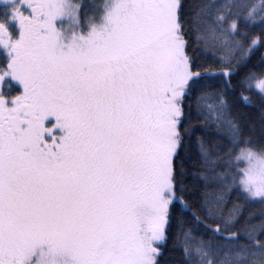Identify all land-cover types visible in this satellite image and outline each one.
<instances>
[{
  "label": "snow or ice",
  "instance_id": "6c2138e0",
  "mask_svg": "<svg viewBox=\"0 0 264 264\" xmlns=\"http://www.w3.org/2000/svg\"><path fill=\"white\" fill-rule=\"evenodd\" d=\"M0 4V93L6 77L22 86L10 107L0 94V264H160L176 201L192 217H177L180 264H264V190L230 195L233 147L253 138L228 98L233 75L264 48V0H193L191 15L183 0H104L92 11L83 0ZM61 18L74 28L67 43ZM237 83L246 103L258 93L264 134V71ZM197 124L194 205L183 180L177 192L176 164ZM250 201L258 220L245 215Z\"/></svg>",
  "mask_w": 264,
  "mask_h": 264
},
{
  "label": "trees",
  "instance_id": "16d2710c",
  "mask_svg": "<svg viewBox=\"0 0 264 264\" xmlns=\"http://www.w3.org/2000/svg\"><path fill=\"white\" fill-rule=\"evenodd\" d=\"M91 0H83V3L88 7L90 10L92 8V4H90ZM183 3L186 5L185 13L186 15H191V12L188 10L187 6L193 3V0H183ZM6 6H0V8H3ZM27 11V10H25ZM188 40H189V51L195 50L196 53L200 52L199 48H196V33L189 29L188 32ZM264 51V48H257L256 51L251 55L250 59L247 62V65L245 68L241 69V71L232 77V83L236 86L233 90H231L228 94L229 100L233 103L234 109L238 113H242L244 117V131L245 134H250L252 136V140L249 142V145H251L254 148L260 149L264 147V134L261 133L260 128V118H259V98L258 93H256L254 90L250 94L251 103H246L241 100L239 93L241 91H244L245 95H249V92L247 89H244L241 85H239L237 82L240 79L241 74L246 71L247 69H251L256 73H260L261 71H264V63H261L260 61V53ZM7 56L6 54L0 50V67L5 66L7 63ZM211 83L214 87H220V82L217 80H212ZM6 85H10V87H6L3 89L2 93L5 97L8 99H11V97H14L18 94H20L21 88L12 83L11 81H6ZM193 104L195 101V94L192 98ZM185 110L187 111V102L185 103ZM193 116H195V113L193 112ZM46 121V120H45ZM254 126V127H253ZM57 132L54 130V134ZM198 134H203V128L197 124L192 131V134L190 137H186L185 139L188 142V149H187V155L185 154V150L183 146L180 149V157L177 158V164H176V171H177V192L179 193V184L180 181L183 180V183L188 186L187 189L183 192L184 197L189 201L192 202L194 205L196 204V201L199 200L200 192L203 190L202 185L203 181L198 178V176H194L193 173H199L203 169L201 168V160L200 155L198 151V145L196 142V136ZM224 139L223 137H221ZM225 143H227V140L225 139ZM244 143V140L241 139L236 146L233 147V151L231 155L235 153L237 148H239ZM181 163L183 164V167L186 169L183 176L180 175V167ZM225 165L223 163L219 164L217 166V170H223ZM233 167L235 165L233 164ZM193 185H196L197 187L194 190ZM239 191V186L237 185L236 188L233 189L232 193L230 194L233 198L236 196L237 192ZM241 197H243V193H240ZM229 206H231V200L229 201ZM261 205L259 201H250L245 209V215L247 213L252 212L255 213V215L252 217V219L258 220L259 217V209ZM182 206L179 204L178 201L174 202L173 207V219L171 226L168 229V238L167 241L162 244V254L159 256L160 264H180L182 251L178 247H174L173 243L177 234V217L183 215L184 217L191 219V214L187 212L181 211ZM243 219V217H241ZM185 227H188L186 224ZM193 231H196L197 234H200L199 230L194 229Z\"/></svg>",
  "mask_w": 264,
  "mask_h": 264
},
{
  "label": "clouds",
  "instance_id": "9594fccd",
  "mask_svg": "<svg viewBox=\"0 0 264 264\" xmlns=\"http://www.w3.org/2000/svg\"><path fill=\"white\" fill-rule=\"evenodd\" d=\"M70 29L71 25L66 28ZM232 162L237 169V185L242 192L251 195L257 189L264 190V148L242 144L232 155Z\"/></svg>",
  "mask_w": 264,
  "mask_h": 264
},
{
  "label": "rangeland",
  "instance_id": "374dc122",
  "mask_svg": "<svg viewBox=\"0 0 264 264\" xmlns=\"http://www.w3.org/2000/svg\"><path fill=\"white\" fill-rule=\"evenodd\" d=\"M104 2V0H91L90 1V4H92V8L89 10V11H92V9L96 6H99V5H102ZM101 19L99 16H95L94 19H93V23H101ZM68 23V21L64 20V19H57L56 21H54V25L58 28V30H61L62 31V34H63V37H64V42L67 43L69 37L71 36V32L74 30V28H71L70 30H66V28L64 27L66 24ZM14 28V33L12 32V29ZM10 29L11 31V36L13 39L17 38L18 37V29H16L15 27H13ZM79 31H80V34L81 35H87V32L89 31V26L87 24H85L83 21L81 22V24L79 25ZM1 51H3L5 53V50L3 48H0ZM6 54V53H5ZM11 80L12 82L19 84V82L17 81H13L10 77H6L5 78V81L6 80ZM4 81V82H5ZM7 106H11V99L10 100H7ZM55 135L59 136V135H62V132L60 133H56ZM49 140V139H48Z\"/></svg>",
  "mask_w": 264,
  "mask_h": 264
},
{
  "label": "flooded vegetation",
  "instance_id": "af4514ba",
  "mask_svg": "<svg viewBox=\"0 0 264 264\" xmlns=\"http://www.w3.org/2000/svg\"><path fill=\"white\" fill-rule=\"evenodd\" d=\"M0 5H3V4H0ZM45 140H47L49 138V136H47V134H45Z\"/></svg>",
  "mask_w": 264,
  "mask_h": 264
}]
</instances>
